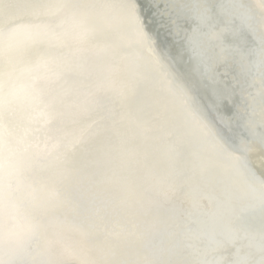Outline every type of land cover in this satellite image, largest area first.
<instances>
[{
	"label": "snow or ice",
	"instance_id": "snow-or-ice-1",
	"mask_svg": "<svg viewBox=\"0 0 264 264\" xmlns=\"http://www.w3.org/2000/svg\"><path fill=\"white\" fill-rule=\"evenodd\" d=\"M91 11L99 30L122 24V39L146 53V66L163 77L179 107L182 135L195 149L179 181L162 176L151 185L141 207L154 213L153 222L139 233L135 226L125 230L126 238L142 241L141 251L128 258H86L83 246L70 245L63 231L50 234L24 214L54 202L74 213L59 223L89 238L85 223L97 211L95 202L79 188L34 187L27 173L48 166L60 183L71 184L67 162L88 152L96 130L54 137L45 130L42 148L30 135L40 131L33 126L101 110L114 91L104 83L83 92L66 86L85 52L105 53L81 46L90 35L84 24ZM160 29L178 45L179 59L157 51ZM52 49L66 51L53 57ZM32 58L29 82L15 87L18 63ZM180 61L184 73L176 68ZM21 103L28 109L23 118ZM254 143L264 151V0H0V264H264V158L259 166L251 159Z\"/></svg>",
	"mask_w": 264,
	"mask_h": 264
},
{
	"label": "water",
	"instance_id": "water-1",
	"mask_svg": "<svg viewBox=\"0 0 264 264\" xmlns=\"http://www.w3.org/2000/svg\"><path fill=\"white\" fill-rule=\"evenodd\" d=\"M80 3H107L116 0H76ZM255 3L256 0H251ZM96 11H91L84 27L90 30L85 39V49L101 47L105 49L102 57L85 52L81 66L66 75L67 85L80 91L92 90L104 83L114 91L105 97V107L101 110L71 118L61 125H36L40 131L30 135L44 147L45 130L49 137L64 131H76L88 127L96 130L92 136L87 153L76 152L71 155L67 167L72 172V182L60 183L56 170L45 166L33 168L27 173V182L39 188L49 185L52 188L68 190L79 188L88 200L95 202V211L85 223L89 238L84 240L79 231L69 230L59 221L73 219L74 213L67 207L49 204L46 208L27 207L25 215L39 219L51 234L63 231L70 245H81L84 255L89 259H120L135 256L141 251L142 241L137 237H125L127 229L142 232L154 218L153 212L145 211L141 203L150 194L155 180L167 176L179 181V173L191 167L194 146L182 135L178 125L177 101L168 90L163 77L146 66L142 58L146 53L139 52L122 39L124 26L112 23L99 30ZM71 31L73 21L68 19ZM155 28V25H152ZM96 29V31H91ZM157 51L166 50L169 55L179 59L178 45L173 38L160 29L156 35ZM66 51L52 49L50 55L59 57ZM35 58L22 59L17 65L13 85L23 88L29 82L26 69L34 64ZM179 73L187 71L183 61L177 63ZM40 75H50L43 70H33ZM196 87L195 77L192 80ZM27 106L21 103L18 114L26 117ZM90 126V127H89ZM49 145L51 139L47 141ZM251 159L259 166L264 151L258 143L253 144ZM207 203V202H206ZM188 206L187 200L184 204ZM79 219V217H77ZM22 227L27 222L21 218ZM116 233H121L119 239ZM114 254V255H113Z\"/></svg>",
	"mask_w": 264,
	"mask_h": 264
}]
</instances>
